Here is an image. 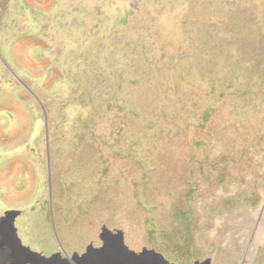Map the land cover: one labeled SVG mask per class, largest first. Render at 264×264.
<instances>
[{
    "label": "rangeland",
    "instance_id": "374dc122",
    "mask_svg": "<svg viewBox=\"0 0 264 264\" xmlns=\"http://www.w3.org/2000/svg\"><path fill=\"white\" fill-rule=\"evenodd\" d=\"M34 29L75 51L39 141L0 112V219L39 254L0 232V264H66L104 226L172 264H264V0H0V80Z\"/></svg>",
    "mask_w": 264,
    "mask_h": 264
},
{
    "label": "crops",
    "instance_id": "0c3cea01",
    "mask_svg": "<svg viewBox=\"0 0 264 264\" xmlns=\"http://www.w3.org/2000/svg\"><path fill=\"white\" fill-rule=\"evenodd\" d=\"M68 43L65 39L59 49L50 29H34L14 34L2 49L5 69L0 84L6 82L14 91L8 98L0 99V112L31 141H39L45 128L44 114L39 106L43 101L41 98L52 90L59 63L68 52L75 51ZM83 45L81 41L77 44V52ZM1 86L4 92V84ZM19 92H26L30 100L21 98Z\"/></svg>",
    "mask_w": 264,
    "mask_h": 264
},
{
    "label": "bare ground",
    "instance_id": "6f19581e",
    "mask_svg": "<svg viewBox=\"0 0 264 264\" xmlns=\"http://www.w3.org/2000/svg\"><path fill=\"white\" fill-rule=\"evenodd\" d=\"M21 214L18 210H9L0 219V232L6 235L12 247L28 251L32 255H39L25 246L15 225L17 217ZM124 232L122 230L111 231L107 226L103 227L100 235L103 245L101 247L89 246L87 251L80 255L75 253L72 258L63 259L66 264H157L144 250L137 253L125 244ZM60 257L56 255L52 258ZM52 258H44L51 260ZM19 264V263H13Z\"/></svg>",
    "mask_w": 264,
    "mask_h": 264
},
{
    "label": "water",
    "instance_id": "95a60500",
    "mask_svg": "<svg viewBox=\"0 0 264 264\" xmlns=\"http://www.w3.org/2000/svg\"><path fill=\"white\" fill-rule=\"evenodd\" d=\"M157 264H172L161 253L155 250L143 249ZM195 264H211V259H207L204 262H196Z\"/></svg>",
    "mask_w": 264,
    "mask_h": 264
}]
</instances>
